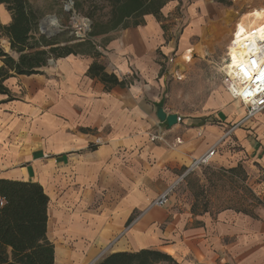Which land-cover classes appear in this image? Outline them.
<instances>
[{"label":"crops","instance_id":"0c3cea01","mask_svg":"<svg viewBox=\"0 0 264 264\" xmlns=\"http://www.w3.org/2000/svg\"><path fill=\"white\" fill-rule=\"evenodd\" d=\"M183 1L168 3L162 21L147 16L142 26L92 38L99 62L126 81L123 87L106 90L92 78L97 58L86 53L5 83L14 100L0 95V180L43 187L55 264H93L146 249L175 264H264V111L244 121L245 111L231 107L216 117L164 124L169 144H180L169 149L151 141L162 123L158 109L172 114L163 65L171 61L168 34L178 26L175 9ZM0 12L8 26L11 14L4 5ZM214 148L210 163L231 172L242 163L257 176L252 190L260 204L200 211L189 194L151 207L186 183L194 160Z\"/></svg>","mask_w":264,"mask_h":264},{"label":"rangeland","instance_id":"374dc122","mask_svg":"<svg viewBox=\"0 0 264 264\" xmlns=\"http://www.w3.org/2000/svg\"><path fill=\"white\" fill-rule=\"evenodd\" d=\"M32 2L41 18L40 33L48 39L57 35L85 36L89 31L90 21L85 16L89 4L84 0ZM75 3L83 6L76 8ZM259 9H264V0H229L226 5L214 0H184L181 6L176 7V16L180 21L168 34L173 51L169 53L171 61L163 65L169 85L165 99L169 113L185 121L216 117L217 113L231 107L245 111L229 97L222 82L226 49L243 15ZM109 11L106 8L103 13ZM3 21V13L0 12V22ZM41 25L47 27L49 34H54L50 37L43 34ZM0 42L6 51H10L6 39L1 38ZM193 168L196 170L187 177L186 183L172 190V197H186V200L192 194L200 211L226 208L249 210L260 204L252 190L259 179L244 164L241 163L232 172V169L221 168L215 162Z\"/></svg>","mask_w":264,"mask_h":264},{"label":"trees","instance_id":"16d2710c","mask_svg":"<svg viewBox=\"0 0 264 264\" xmlns=\"http://www.w3.org/2000/svg\"><path fill=\"white\" fill-rule=\"evenodd\" d=\"M172 1L181 0H84L88 3L85 14L90 30L83 39L77 36L57 35L48 39L40 33V15L30 0H0L12 16L5 26L0 22V40L10 44V52L0 42V95H8L6 82L16 76L42 74L50 61L78 54H93L97 60L89 69L92 78H98L106 90L123 87L126 81L107 73L99 59L102 57L92 38L137 28L147 16L162 21L163 8ZM228 4L229 0H214ZM76 8L83 6L75 3ZM109 12L104 14V9ZM78 12V11H77ZM165 28V27H164ZM0 264H55V248L48 241V207L50 199L39 183L0 180ZM175 261L166 253L143 250L135 253H113L97 264H160Z\"/></svg>","mask_w":264,"mask_h":264},{"label":"built area","instance_id":"2783aa9c","mask_svg":"<svg viewBox=\"0 0 264 264\" xmlns=\"http://www.w3.org/2000/svg\"><path fill=\"white\" fill-rule=\"evenodd\" d=\"M263 10L264 9H259ZM241 22V21H240ZM241 29L243 31L241 32ZM241 32L240 37L237 33ZM81 39L85 36H77ZM226 58L224 65L223 84L231 99L238 102L245 110L246 120H252L259 116L264 111V81L258 80L261 72H264V19L259 25L251 26L237 23L231 35V40L226 49ZM233 56L236 57L237 65L240 63L248 65L251 71V78H243L239 73L237 66L233 65ZM173 61V60H172ZM255 62L253 65L252 62ZM175 77H179L175 74ZM180 80V78H178ZM182 118H178V123H181ZM155 133L151 134L153 143L159 142L169 149L175 148V144H180L177 139L174 144H169L167 140V131L164 129L163 123H158L155 126ZM216 154V149L210 150L199 160H194L193 167L209 164L212 162ZM171 192L167 191L155 200L151 207H166L170 203ZM0 201V206H2Z\"/></svg>","mask_w":264,"mask_h":264},{"label":"water","instance_id":"95a60500","mask_svg":"<svg viewBox=\"0 0 264 264\" xmlns=\"http://www.w3.org/2000/svg\"><path fill=\"white\" fill-rule=\"evenodd\" d=\"M89 23V22H88ZM91 24H89L88 26H89V30H90V28H91V26H90ZM41 27V31H42V33L43 34H47L48 35V37H50V36H52L53 34H49L48 33V31L46 30V28L43 26V25H41L40 26ZM78 39H80L81 40V37H77ZM157 116H158V118L160 119V121L163 123V124H166L169 128H172V127H174L175 125H177L178 124V118H179V116L178 115H176V114H167L166 112H165V110L163 109V108H159L158 109V111H157ZM100 258H98L97 260H99ZM97 260L93 263V264H95L96 262H97Z\"/></svg>","mask_w":264,"mask_h":264},{"label":"bare ground","instance_id":"6f19581e","mask_svg":"<svg viewBox=\"0 0 264 264\" xmlns=\"http://www.w3.org/2000/svg\"><path fill=\"white\" fill-rule=\"evenodd\" d=\"M263 19H264L263 10H259V11L254 10L253 12L244 14L243 17L240 19V21L242 22V26H244V25L255 26V25H259V23ZM240 21H239V23H241ZM45 28L47 30V27H45Z\"/></svg>","mask_w":264,"mask_h":264},{"label":"snow or ice","instance_id":"6c2138e0","mask_svg":"<svg viewBox=\"0 0 264 264\" xmlns=\"http://www.w3.org/2000/svg\"><path fill=\"white\" fill-rule=\"evenodd\" d=\"M243 29H241V32ZM241 32L237 33V37L239 38L241 35ZM252 64L254 65L255 62L253 61ZM233 65L237 66L239 73L242 75L243 78L250 79L251 78V71L248 67V65L240 63L237 65L236 57L233 56ZM258 80L264 81V72L260 73V76L257 77Z\"/></svg>","mask_w":264,"mask_h":264}]
</instances>
